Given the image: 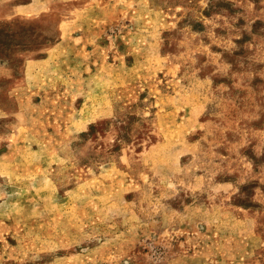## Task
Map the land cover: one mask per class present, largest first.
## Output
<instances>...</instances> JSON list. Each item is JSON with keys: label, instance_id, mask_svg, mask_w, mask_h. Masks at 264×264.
<instances>
[{"label": "rangeland", "instance_id": "374dc122", "mask_svg": "<svg viewBox=\"0 0 264 264\" xmlns=\"http://www.w3.org/2000/svg\"><path fill=\"white\" fill-rule=\"evenodd\" d=\"M0 264H264V0H0Z\"/></svg>", "mask_w": 264, "mask_h": 264}]
</instances>
